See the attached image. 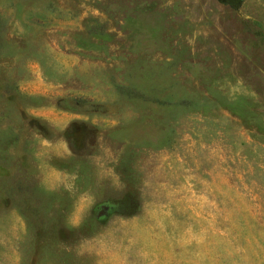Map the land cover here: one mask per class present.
Here are the masks:
<instances>
[{"label": "rangeland", "instance_id": "rangeland-1", "mask_svg": "<svg viewBox=\"0 0 264 264\" xmlns=\"http://www.w3.org/2000/svg\"><path fill=\"white\" fill-rule=\"evenodd\" d=\"M57 129L125 260L264 264V0H0L1 181Z\"/></svg>", "mask_w": 264, "mask_h": 264}, {"label": "crops", "instance_id": "crops-1", "mask_svg": "<svg viewBox=\"0 0 264 264\" xmlns=\"http://www.w3.org/2000/svg\"><path fill=\"white\" fill-rule=\"evenodd\" d=\"M45 122L63 124L59 118ZM58 133H21L20 146L6 151L11 162L0 179V264H132L124 247L131 248L135 234H106L112 224L92 234V191L100 184L93 177L100 171ZM33 140L34 150L24 147ZM104 172L111 190H118L116 169Z\"/></svg>", "mask_w": 264, "mask_h": 264}]
</instances>
